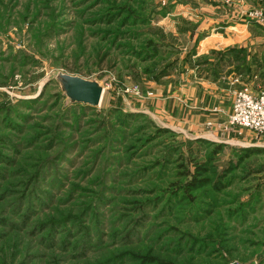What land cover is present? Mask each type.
Masks as SVG:
<instances>
[{
	"label": "rangeland",
	"instance_id": "rangeland-1",
	"mask_svg": "<svg viewBox=\"0 0 264 264\" xmlns=\"http://www.w3.org/2000/svg\"><path fill=\"white\" fill-rule=\"evenodd\" d=\"M232 1L0 0V264H264V133L195 104Z\"/></svg>",
	"mask_w": 264,
	"mask_h": 264
},
{
	"label": "crops",
	"instance_id": "crops-1",
	"mask_svg": "<svg viewBox=\"0 0 264 264\" xmlns=\"http://www.w3.org/2000/svg\"><path fill=\"white\" fill-rule=\"evenodd\" d=\"M230 1L231 3H227L231 4L229 5V9L231 10L233 6L236 9L235 6H237L238 3L232 0ZM238 1L240 6L239 18L229 17L224 25L214 24V27L210 29L205 37L202 39L198 38V42L200 41L198 44L199 48L202 46L205 48L206 44L208 50H217L215 52L218 54V57L212 61V67L216 72V78L213 81L206 79L207 83L214 89L212 91L216 92V95L213 96L209 94L206 96L202 94L196 97L195 104L197 107H200V109L227 106L229 107V111H231L232 103L230 104V100L228 101L229 97L225 96L228 92L226 93L224 87L227 89L239 88L246 86L247 83H254L257 77H262V72L264 76V34H253L248 31L252 24L264 25V17L259 19L249 16V13L253 11L264 12V0ZM248 21L252 22L251 25L247 24ZM210 22L211 20L209 23ZM259 42H262V44ZM199 51V54L205 52L202 49ZM200 84H198L199 91L203 90ZM223 111L228 110L226 109ZM201 115L210 116L213 114L206 111L202 112Z\"/></svg>",
	"mask_w": 264,
	"mask_h": 264
},
{
	"label": "built area",
	"instance_id": "built-area-1",
	"mask_svg": "<svg viewBox=\"0 0 264 264\" xmlns=\"http://www.w3.org/2000/svg\"><path fill=\"white\" fill-rule=\"evenodd\" d=\"M261 12L253 11L250 15L262 19ZM228 121L231 126L264 133V90L253 93L247 86L236 90Z\"/></svg>",
	"mask_w": 264,
	"mask_h": 264
},
{
	"label": "water",
	"instance_id": "water-1",
	"mask_svg": "<svg viewBox=\"0 0 264 264\" xmlns=\"http://www.w3.org/2000/svg\"><path fill=\"white\" fill-rule=\"evenodd\" d=\"M70 103H84L97 107L102 99L104 86L96 79L59 72L56 76Z\"/></svg>",
	"mask_w": 264,
	"mask_h": 264
}]
</instances>
